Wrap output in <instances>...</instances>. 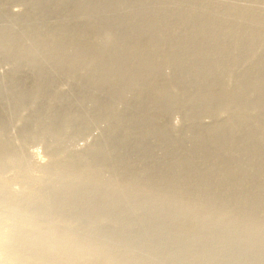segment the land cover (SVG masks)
<instances>
[{
    "label": "bare ground",
    "instance_id": "bare-ground-1",
    "mask_svg": "<svg viewBox=\"0 0 264 264\" xmlns=\"http://www.w3.org/2000/svg\"><path fill=\"white\" fill-rule=\"evenodd\" d=\"M0 264H264V0H0Z\"/></svg>",
    "mask_w": 264,
    "mask_h": 264
},
{
    "label": "rangeland",
    "instance_id": "rangeland-1",
    "mask_svg": "<svg viewBox=\"0 0 264 264\" xmlns=\"http://www.w3.org/2000/svg\"><path fill=\"white\" fill-rule=\"evenodd\" d=\"M9 9L15 10V9H21V7L18 6H14V7H10ZM63 87V86H62ZM61 88V87H60ZM45 143L49 146H54L57 143V138L53 135H47L45 137ZM81 147L85 146L84 142H81L80 144ZM29 156L31 155V159L36 158V159H42L44 160L46 158V156L44 155V153L42 152V150L39 147H35V148H30L27 152H26ZM104 178H107L109 176V173L107 171H104L102 173Z\"/></svg>",
    "mask_w": 264,
    "mask_h": 264
}]
</instances>
